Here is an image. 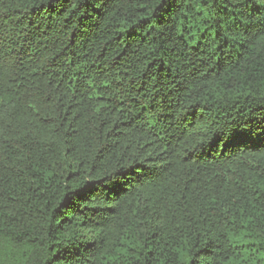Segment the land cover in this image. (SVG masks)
<instances>
[{
  "label": "trees",
  "instance_id": "obj_1",
  "mask_svg": "<svg viewBox=\"0 0 264 264\" xmlns=\"http://www.w3.org/2000/svg\"><path fill=\"white\" fill-rule=\"evenodd\" d=\"M0 264H264V0H0Z\"/></svg>",
  "mask_w": 264,
  "mask_h": 264
}]
</instances>
